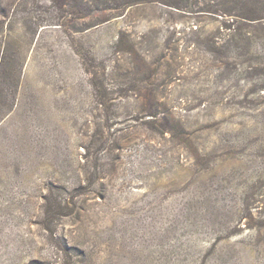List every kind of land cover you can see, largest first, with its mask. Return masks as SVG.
Listing matches in <instances>:
<instances>
[{
	"label": "rangeland",
	"instance_id": "obj_1",
	"mask_svg": "<svg viewBox=\"0 0 264 264\" xmlns=\"http://www.w3.org/2000/svg\"><path fill=\"white\" fill-rule=\"evenodd\" d=\"M75 2L2 3L0 264H264L263 42L206 48L229 0Z\"/></svg>",
	"mask_w": 264,
	"mask_h": 264
},
{
	"label": "trees",
	"instance_id": "obj_2",
	"mask_svg": "<svg viewBox=\"0 0 264 264\" xmlns=\"http://www.w3.org/2000/svg\"><path fill=\"white\" fill-rule=\"evenodd\" d=\"M53 3L60 0H51ZM75 2V0H73ZM77 1V0H76ZM113 5V10L116 13H123L127 8H132L140 5L157 4L166 8L180 10L181 7H186L190 0H109ZM3 0H0V17L7 18L8 10L3 6ZM81 3V2H80ZM232 4L231 7L221 10L220 16L222 17V31L220 32V38L205 40V46L211 53H216L223 58L229 59L230 55H235L236 58L244 59L246 55H249L252 49L255 47L257 41H262L264 44V0H229ZM77 2H75V5ZM82 4V3H81ZM79 4V6L81 5ZM203 12L217 14V10L211 12L206 10ZM122 42L119 41L118 46ZM225 66L226 64L222 62ZM223 66V69L225 68ZM255 68L248 66L245 71H254ZM258 73L262 74L261 81L256 82L253 86L256 93L264 92V70L255 69ZM224 72V71H223ZM257 73V74H258ZM263 94V93H262ZM264 97V96H263ZM159 113L150 112L144 117H151L152 120L158 121L155 130L158 134H170L174 128H171L172 124L167 117L158 118ZM177 125V124H176ZM175 129H178L176 127ZM91 179V180H90ZM91 187H94L95 180L93 178H87ZM85 187L81 185V182L75 187L76 192L79 195H84ZM72 197L66 196L59 200L58 208L67 209L71 204ZM81 258L76 264H86L88 261L86 257L94 258V254L90 252L80 253ZM86 261V262H85Z\"/></svg>",
	"mask_w": 264,
	"mask_h": 264
}]
</instances>
